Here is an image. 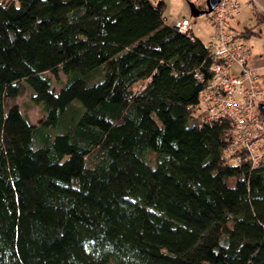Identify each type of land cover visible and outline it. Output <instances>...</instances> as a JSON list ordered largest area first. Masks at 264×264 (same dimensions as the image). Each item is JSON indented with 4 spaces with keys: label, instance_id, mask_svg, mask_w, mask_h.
Instances as JSON below:
<instances>
[{
    "label": "trees",
    "instance_id": "16d2710c",
    "mask_svg": "<svg viewBox=\"0 0 264 264\" xmlns=\"http://www.w3.org/2000/svg\"><path fill=\"white\" fill-rule=\"evenodd\" d=\"M163 7L0 0V264H264V152L221 158L212 55Z\"/></svg>",
    "mask_w": 264,
    "mask_h": 264
},
{
    "label": "built area",
    "instance_id": "2783aa9c",
    "mask_svg": "<svg viewBox=\"0 0 264 264\" xmlns=\"http://www.w3.org/2000/svg\"><path fill=\"white\" fill-rule=\"evenodd\" d=\"M201 8L204 0H188ZM239 3L236 0H217L213 7L203 12L211 30L205 48L212 55L208 66L209 77L197 91L195 108L203 122L225 120L227 144L221 158L238 163L241 159L255 165L263 148L259 147L264 137V121L260 119L257 99L262 94L257 80L259 74L248 65L250 52L245 38L236 27ZM173 29L189 35V19L173 18L166 21ZM201 80L202 76L197 75ZM242 150V154H240Z\"/></svg>",
    "mask_w": 264,
    "mask_h": 264
},
{
    "label": "rangeland",
    "instance_id": "374dc122",
    "mask_svg": "<svg viewBox=\"0 0 264 264\" xmlns=\"http://www.w3.org/2000/svg\"><path fill=\"white\" fill-rule=\"evenodd\" d=\"M162 1L164 2L162 14L166 19V21L171 20L173 18H183V17L189 19L191 22V28H190L191 33L195 37L200 39L202 42H206L211 27L209 23L205 20V16L203 13L196 16H192L189 11L188 0H162ZM259 30L261 31L260 36L253 37L254 43L250 50L251 55H255V51L259 50V47L264 45V25H260ZM247 38L248 36L245 37V40H247ZM246 43L247 42L245 41V44ZM247 45L250 47L249 44ZM248 65L251 66L250 58L248 59ZM47 74L49 75V73ZM61 78L63 79V76H61ZM51 86L55 91L58 88V85L56 83H52ZM30 94H31V90L27 86L23 85L21 87L20 93L13 98L7 99L5 103L6 104L16 103L19 106V110L21 112L24 111L26 113L29 121L32 123H36V120L40 115V105L32 103V101L30 100ZM261 96H264V94L258 96L257 99L261 100Z\"/></svg>",
    "mask_w": 264,
    "mask_h": 264
},
{
    "label": "crops",
    "instance_id": "0c3cea01",
    "mask_svg": "<svg viewBox=\"0 0 264 264\" xmlns=\"http://www.w3.org/2000/svg\"><path fill=\"white\" fill-rule=\"evenodd\" d=\"M239 3V11L237 14L236 27L239 31L246 27H252L253 32L250 33L245 40L248 46L249 52L254 43L253 37H259L261 31L259 30L260 25H264V0H236ZM256 15L262 16V20H257ZM246 36V37H247ZM250 63L252 68L259 74L257 83L264 94V45L259 47V50L255 51V55L250 53ZM264 142V140H263ZM264 152V148H263Z\"/></svg>",
    "mask_w": 264,
    "mask_h": 264
},
{
    "label": "water",
    "instance_id": "95a60500",
    "mask_svg": "<svg viewBox=\"0 0 264 264\" xmlns=\"http://www.w3.org/2000/svg\"><path fill=\"white\" fill-rule=\"evenodd\" d=\"M216 1L217 0H204V3L202 4L201 8H197V7L193 6V4L191 2H188L190 14L192 16H196V15H199L203 12H206L213 7V5L216 3ZM256 107H257V111H258V115H259L260 119L264 121V102L259 101L257 103Z\"/></svg>",
    "mask_w": 264,
    "mask_h": 264
}]
</instances>
